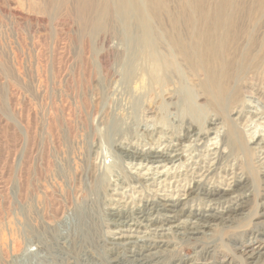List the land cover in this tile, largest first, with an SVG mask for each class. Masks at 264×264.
<instances>
[{
    "label": "bare ground",
    "instance_id": "1",
    "mask_svg": "<svg viewBox=\"0 0 264 264\" xmlns=\"http://www.w3.org/2000/svg\"><path fill=\"white\" fill-rule=\"evenodd\" d=\"M145 1L154 18L158 15L155 14L157 9L164 10L163 4L152 5ZM223 7L210 17L201 15L203 20L200 23L207 24V28L198 31L200 43L187 45L186 36L180 31V24L173 20L171 29H163L159 32L160 36L153 33L148 36L144 33L146 31L138 34L140 26L145 23L144 17H141L142 10L137 2L125 5L122 13L128 26L126 39L123 40L127 46L125 45L126 50L122 56L126 64L123 70L106 67L101 69L111 94L124 97L125 104L105 108L107 113H101L98 117L95 125L99 128L98 133L89 136L91 144L86 145L84 152L79 154V163L75 167V172L79 174L76 175L79 181L75 184L78 185L77 194L84 202L73 206L68 197L70 195H66L63 204L59 202L51 205L50 215L53 221L43 214L40 227L41 233L49 241L38 250L48 253L59 248L65 251L66 256L70 255L67 246L59 241L62 237L59 230L63 228L73 256V261L66 260V264H79L74 259L79 252L92 258L93 255L87 248L99 244H103L106 252H117V257L108 262L117 264L120 263L122 253L140 257L138 260L126 261L128 264H148V259H158L162 253L169 254L167 260L165 263L156 260L155 264H184L185 260L180 255H174L175 252L188 251L187 245L203 242L204 246L200 251L209 254L213 252V249L209 250L216 241L222 243L223 240H235L240 244L238 254L232 256L241 264L243 259L259 260L264 255V241L254 244L244 240L253 229L264 227V163L258 164L261 166L260 171L255 170V173L250 162L253 151L255 154L264 152V140L260 137L256 140L253 136L246 137V133L240 129L244 118L264 117V107L251 102L252 99L264 98V87L241 79L242 71H248V74L259 68L256 64L246 60L245 55L241 57L236 52L231 55L226 50L225 43L230 37L231 25L225 24L223 20L226 16L222 14ZM207 18L209 21H206ZM128 20H131V25ZM132 21L136 27L132 25ZM185 26L190 30L198 24L189 19ZM238 63L242 66L241 69L236 68ZM173 65L181 69L185 83L191 87L192 102L205 110L201 120L183 112L186 102L185 93L179 87L182 78L177 75ZM158 73L162 75L161 83L157 82L158 79L154 80ZM107 76H111L112 80H108ZM119 88L121 90L118 92ZM155 91L158 93L146 104L142 103L138 108L133 104L141 94H155ZM83 124L84 120H80V125ZM91 126L94 127L92 124ZM51 129L52 127L48 128V133L52 137ZM216 139H219V146L210 149L215 145L211 142ZM185 147L187 151H184ZM192 149L206 151L209 157L213 156L215 162L202 174L193 172L189 176L184 159L187 160L185 153ZM110 156L112 162L108 164V171L114 181L111 183L106 176L108 179L100 184L101 163ZM258 159L260 156L257 157V162ZM116 165H119L118 171L114 170ZM130 165L147 168V172L143 175L131 173L128 168ZM163 168H168V171L158 172ZM173 169L174 173L171 174ZM180 169L183 170L186 182L182 186V194L163 197L154 195L150 198L143 197L138 204L131 203L133 206H120L118 202L113 206L110 185L129 190L137 186L138 189L145 190L155 185L157 180L177 179L175 174L179 175ZM149 170L154 172L150 173ZM218 172L224 176L219 177ZM258 187L262 188L261 194ZM43 201L46 205L45 202L50 203L51 199L46 196ZM63 209V218L54 221ZM116 232H119V236L111 237ZM131 232L137 236L122 234ZM172 246L171 251L167 250ZM154 249H158L155 254L142 255ZM160 249L163 250L159 251ZM232 262L229 258H223L219 264H233Z\"/></svg>",
    "mask_w": 264,
    "mask_h": 264
},
{
    "label": "rangeland",
    "instance_id": "2",
    "mask_svg": "<svg viewBox=\"0 0 264 264\" xmlns=\"http://www.w3.org/2000/svg\"><path fill=\"white\" fill-rule=\"evenodd\" d=\"M134 1L140 6L143 14L141 17L143 16L146 20L144 22L147 23L140 26L138 34L146 31L144 33L148 36L152 33L160 36L159 32L163 29H171L173 20L180 24L179 28L186 36L187 45L200 43L198 31L207 28V24L200 23L201 19L203 20L201 15L210 17L224 6L222 14L226 16L223 20L225 24L231 25L230 37L225 43L226 50L231 55L234 52L241 57L245 55L246 60L256 64L259 68L248 74V71H242L241 79L264 87V0H147L152 5H164V10L155 11L157 18L148 11V3L146 4L145 0H0V264H66V260L73 261L70 252L72 248L63 228L59 230L62 235L59 241L67 246L70 255L66 256L65 251L59 248L48 253L38 250L49 241L40 231L42 217L44 214L53 221L50 215L51 205L59 202L63 204L66 195H70L68 197L71 198L73 206L84 202L77 194L78 185L75 184L79 181V174L75 172V167L79 163V154L84 152L86 145L91 144L89 136L98 133L99 128L95 125L101 113L105 115L111 106L125 104L124 97L111 94L101 69L106 67L123 70L126 64L122 54L127 46L123 39L126 37L128 25L123 18L122 9L125 5L134 4ZM189 19L191 22H197L198 26L187 30L185 23ZM128 23L131 25V20H128ZM132 23L135 25L134 21ZM142 27L147 30L141 29ZM173 67L182 78L179 87L183 94L185 93L186 102L183 112L201 120L205 110L192 102L191 87L185 83L181 69L177 65ZM241 67L239 63L236 66L238 69ZM158 75L154 80L158 79L157 82L161 83L162 75ZM110 77L107 76L111 81ZM120 90L119 88L118 92ZM121 93L123 94V91ZM157 93L155 91V94H141L133 104L138 108ZM252 100L254 105L258 103L264 107V98ZM80 120H84L85 124L80 125ZM263 123L264 117L248 116L241 121L240 129L246 133V137L253 136L254 140L260 137L264 140ZM49 127H52V137L48 133ZM212 143L215 145L210 149L219 146V139ZM185 148L184 151H187ZM192 151L185 153L187 160L184 159L188 165L186 173L189 176L193 172L202 174L215 162L213 156L209 157L204 150ZM253 152L250 162L255 172L261 167L258 164L264 163V152ZM111 162L110 156L106 158L104 165L101 163L100 184L108 178L111 183L114 181L108 171V164ZM118 166L114 167L115 171H118ZM128 168L131 173L143 175L147 172V168L138 166L130 165ZM166 171L168 168L158 170L162 173ZM173 171L174 169L170 173ZM182 171L180 169L179 175L175 174L177 179L157 180L155 185L145 190L138 189L137 186L129 190L110 185L111 199L115 201L112 200V204L115 206L118 202L120 206H133L131 203L136 204L143 197L182 194V186L186 184ZM218 173L219 177L224 176L221 172ZM218 180L221 182V179ZM258 189L261 194L262 188ZM46 196L51 199L50 203L45 202L48 205L43 201ZM63 211L64 209L59 211L60 215L54 221L63 218ZM65 212H68L67 209ZM254 230L249 232L244 240L254 244L263 242L264 227ZM118 233L111 234V237L117 238ZM122 234L137 236L132 232ZM223 241H216L209 250L213 249V252L209 254L200 251L204 243L198 242L197 245H185L189 252H175L174 255H180L185 260L184 264H219L223 258H229L233 264H241L232 256L238 254L240 244L235 240ZM87 249L93 257L88 258L83 252L76 253L74 259L79 264H117L108 263L117 257V252H106L103 244ZM172 249L173 246L167 250ZM157 251L158 249H154L142 255L155 254ZM168 255L159 254L158 259H148V264H155L156 260L165 263ZM122 258L119 264H128L126 261L140 259L131 253H122ZM246 263L264 264V255L259 260L243 259L242 264Z\"/></svg>",
    "mask_w": 264,
    "mask_h": 264
}]
</instances>
